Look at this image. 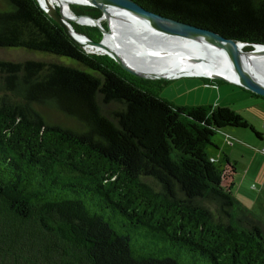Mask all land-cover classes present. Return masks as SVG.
<instances>
[{
  "label": "trees",
  "instance_id": "1",
  "mask_svg": "<svg viewBox=\"0 0 264 264\" xmlns=\"http://www.w3.org/2000/svg\"><path fill=\"white\" fill-rule=\"evenodd\" d=\"M135 1L264 44V0ZM12 47L45 57L0 59V264H264L260 221L232 191L235 162L206 154L221 128L261 137L253 123L161 96L165 80L86 52L37 0H0V48Z\"/></svg>",
  "mask_w": 264,
  "mask_h": 264
},
{
  "label": "rangeland",
  "instance_id": "2",
  "mask_svg": "<svg viewBox=\"0 0 264 264\" xmlns=\"http://www.w3.org/2000/svg\"><path fill=\"white\" fill-rule=\"evenodd\" d=\"M105 21L103 22L106 23ZM73 23L81 27L89 26ZM39 57L43 58L45 55L18 47L0 48V59L17 61ZM163 80L166 82L162 84L161 96L177 105L229 106L253 123L256 131L261 133V137H258L249 128H221L212 136L211 144L206 146V154L218 167L224 165V155L235 162L233 194L260 221L264 233V153L261 152L264 147V98L256 97L251 91L220 79L181 76ZM47 109L44 111L51 113Z\"/></svg>",
  "mask_w": 264,
  "mask_h": 264
},
{
  "label": "bare ground",
  "instance_id": "3",
  "mask_svg": "<svg viewBox=\"0 0 264 264\" xmlns=\"http://www.w3.org/2000/svg\"><path fill=\"white\" fill-rule=\"evenodd\" d=\"M38 1L45 8L59 6L63 15H67L75 23L90 25L93 22L87 16L76 17L71 9L73 3L93 4V0ZM107 18L108 21H105ZM103 21L109 26L102 34L101 45H91L84 37L78 36L85 50L99 53L116 52L126 63L144 73L167 77L226 76L247 85L241 75L223 58L187 33L145 25L110 12H105L99 17L100 25ZM71 25L74 28L72 22ZM258 49L263 47L258 46ZM245 55L264 81V53L246 52Z\"/></svg>",
  "mask_w": 264,
  "mask_h": 264
},
{
  "label": "water",
  "instance_id": "4",
  "mask_svg": "<svg viewBox=\"0 0 264 264\" xmlns=\"http://www.w3.org/2000/svg\"><path fill=\"white\" fill-rule=\"evenodd\" d=\"M93 1H94L93 4H81V5L95 6L100 8L102 10V13L110 12L114 15L131 19L145 25L182 31L184 33H187L189 36L198 39L200 42L204 43L206 46L212 49L214 53L218 54V56L223 58L224 61H226L238 74L241 75L243 80L247 82V85L234 81L226 76H215V77L198 76V77L225 80L234 83L236 85H239L242 88H245L251 91L252 93L264 98V81L256 73L254 68L248 62L247 56L245 55L246 52L264 53V44L262 43L250 44L242 41L230 42L224 36L213 30L206 29L203 27H198L196 25L184 21H179L174 18L153 12L151 10L146 9L145 7L137 3L135 0H93ZM40 7L47 13V15L50 18L56 21V23L63 28V30L68 34L69 37H71L80 46H82V43L78 39V36L84 37L91 45L94 46L101 45V40L94 41L85 34L76 31L71 25V22L73 23L74 21H68V19L65 18V16L61 12L59 6L57 7L52 6L49 8H45L40 5ZM75 16L76 17L87 16L93 21L92 24L90 25L99 28L102 34L104 30L108 29L107 23H105V27L103 25H100L99 18H94L87 14H80V15L75 14ZM246 45H251L252 46L251 49L243 50V51L240 50L241 47H244ZM258 46H262L263 49H258ZM85 51L88 53L106 54L109 57H111L115 62H117L118 65L121 68H123L125 71L143 79L177 78L172 76L167 77L160 74L144 73L138 71L137 69L126 63L118 54H116V52L99 53V52H93L87 50Z\"/></svg>",
  "mask_w": 264,
  "mask_h": 264
},
{
  "label": "built area",
  "instance_id": "5",
  "mask_svg": "<svg viewBox=\"0 0 264 264\" xmlns=\"http://www.w3.org/2000/svg\"><path fill=\"white\" fill-rule=\"evenodd\" d=\"M230 144H231V142H230ZM261 152L264 153V147L261 149Z\"/></svg>",
  "mask_w": 264,
  "mask_h": 264
},
{
  "label": "flooded vegetation",
  "instance_id": "6",
  "mask_svg": "<svg viewBox=\"0 0 264 264\" xmlns=\"http://www.w3.org/2000/svg\"><path fill=\"white\" fill-rule=\"evenodd\" d=\"M108 26H109V24H108Z\"/></svg>",
  "mask_w": 264,
  "mask_h": 264
}]
</instances>
